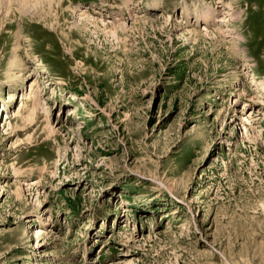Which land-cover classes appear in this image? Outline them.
<instances>
[{
  "label": "rangeland",
  "instance_id": "374dc122",
  "mask_svg": "<svg viewBox=\"0 0 264 264\" xmlns=\"http://www.w3.org/2000/svg\"><path fill=\"white\" fill-rule=\"evenodd\" d=\"M0 264H264V0H0Z\"/></svg>",
  "mask_w": 264,
  "mask_h": 264
},
{
  "label": "bare ground",
  "instance_id": "6f19581e",
  "mask_svg": "<svg viewBox=\"0 0 264 264\" xmlns=\"http://www.w3.org/2000/svg\"><path fill=\"white\" fill-rule=\"evenodd\" d=\"M107 26V25H106ZM110 29V28H109ZM124 29V28H123ZM108 30V29H107ZM122 30V29H121ZM116 31V30H115ZM233 31V30H232ZM117 34V33H116ZM33 85V84H32ZM33 89V88H32ZM32 89L30 88L29 89V93L30 92H32ZM28 93V94H29ZM27 94V93H26ZM31 94V93H30ZM27 96V95H26ZM29 96V95H28ZM29 99H30V97L28 98V99H26L28 102H29ZM23 101V99L21 100V102ZM27 101L26 102H24L23 104H21V107L18 109V110H20L19 112H17L18 114L19 113H21L22 112V107H24L23 108V111L25 112V111H28V112H30L29 114H28V116L30 117V118H32L34 115H35V111H36V109L34 108V106L32 107V106H30V104L29 103H27ZM37 101H38V99L36 98V100H35V103H37ZM24 105V106H23Z\"/></svg>",
  "mask_w": 264,
  "mask_h": 264
}]
</instances>
